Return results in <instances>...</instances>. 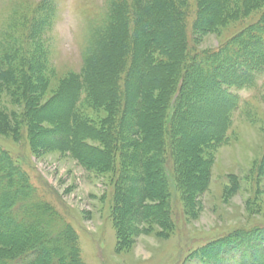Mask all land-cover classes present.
Returning <instances> with one entry per match:
<instances>
[{"label": "rangeland", "instance_id": "obj_1", "mask_svg": "<svg viewBox=\"0 0 264 264\" xmlns=\"http://www.w3.org/2000/svg\"><path fill=\"white\" fill-rule=\"evenodd\" d=\"M262 1L239 20L208 27L197 22V0H0V149L24 161L28 183L71 226L83 264H197L198 248L264 223V72L230 91L218 88L219 63L207 65L217 70L212 83L201 80L210 74L205 64L193 68L259 23ZM152 2L163 13L146 31L161 44L141 32L107 41L116 13ZM234 4L243 0L225 6ZM177 80L187 84L168 137L162 123ZM52 130L59 133L45 134ZM72 130L75 152L52 147ZM165 164L180 185L172 203ZM124 175L145 176V199ZM141 208L152 217L126 219Z\"/></svg>", "mask_w": 264, "mask_h": 264}, {"label": "trees", "instance_id": "obj_2", "mask_svg": "<svg viewBox=\"0 0 264 264\" xmlns=\"http://www.w3.org/2000/svg\"><path fill=\"white\" fill-rule=\"evenodd\" d=\"M203 1L197 0L199 12L197 22L199 26L201 24L208 27H212L211 24L214 23V19L218 18L220 23H224L229 17L232 20H239L241 16L247 15L256 6L261 7V2H263L262 0L261 2L243 0L241 8L234 4V8L228 11L225 6L227 0H207L206 3ZM210 1L213 2L210 3ZM154 4L152 2L150 6L141 5L140 7H135V4H133L130 7H123L124 11H126L125 9H130L131 11L129 10L125 14L116 13L118 14L115 18L116 22L111 25L110 34L105 36L106 38L110 37L107 41L109 42L110 40L111 42L109 43H114L118 34L124 38L123 42L127 40L130 34L141 32L146 35V30L149 31L150 27L155 26V23L158 22V17H162L161 8H153L152 10L151 6H156ZM211 5L212 7H210ZM148 7L150 10H147ZM241 9L243 10L242 12L240 11ZM204 10H207L208 14L211 15L207 23L202 22L200 19L202 12H205ZM172 12V16L174 15L172 21L175 22L179 17L174 14V11ZM224 14L227 16H224ZM97 32L99 33L100 30L98 29ZM147 36L149 41L153 43L151 46H154V44L158 46L164 41L163 37L159 35L150 37L147 34ZM217 63L222 66L221 71L224 73V75L220 74L221 80H217L219 86L213 85L218 86V88L220 86H229L230 91L238 90L241 80L246 85L252 83V81L254 82L257 77L262 75L264 72V16L259 23L257 22L253 26L246 28L239 35L229 39L223 51L202 59L198 57L193 68L199 69V64H205L207 67V65H215ZM88 64L91 66L92 61H89ZM208 70L210 74L201 77L204 83H212L210 77L215 75V71H217L215 68L212 70L208 68ZM184 83L187 84L184 80L176 81V86L179 85L180 87L171 93L166 105L162 131L168 137L171 135L174 121L177 118L180 88L183 87ZM27 86L28 82L27 85L25 84V87ZM26 89L28 90V88ZM81 89L83 88L81 87ZM219 90L221 89L219 88ZM77 92L75 103H77L79 94ZM226 95L234 101L233 93L228 91ZM58 133L56 130L45 132L49 136L57 135ZM75 133L76 130L66 131L62 133L63 138L61 140H50V138L49 140L53 144L52 147L64 146L74 151L73 136ZM26 141L28 142L29 140L26 139ZM165 144L170 147L171 139ZM88 160L86 158L82 162H89ZM23 162L19 157L16 162L13 161L5 151L0 149V264H83L80 259L77 237L74 231L57 210L40 198L35 189L28 183L26 175L19 167L24 165ZM161 172L166 195L170 203H172L176 200L173 196H178L180 193L178 174L175 167L170 164L163 165ZM121 180L130 182L133 187H135V184H139L140 194L138 198L140 200L146 198L148 189H146L147 181L145 176L132 179L124 175ZM179 201H181L180 198ZM117 205L116 196L111 197V217L114 216V207L117 208ZM138 205L136 204V206ZM144 210L131 211L126 219L134 223L144 222L152 217L147 214L146 208ZM124 221V217L119 219L120 224H123ZM167 221L169 223V219ZM118 239L121 238L118 236ZM122 244L123 240L121 239L117 247ZM191 258L197 264H264V223L251 229L238 228L230 235L210 241L195 250L191 254Z\"/></svg>", "mask_w": 264, "mask_h": 264}]
</instances>
